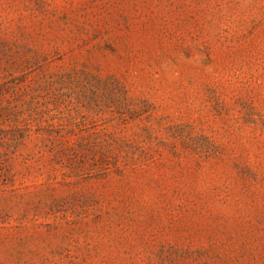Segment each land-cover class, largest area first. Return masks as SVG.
I'll return each mask as SVG.
<instances>
[{"label": "rangeland", "instance_id": "rangeland-1", "mask_svg": "<svg viewBox=\"0 0 264 264\" xmlns=\"http://www.w3.org/2000/svg\"><path fill=\"white\" fill-rule=\"evenodd\" d=\"M0 264H264V0H0Z\"/></svg>", "mask_w": 264, "mask_h": 264}]
</instances>
